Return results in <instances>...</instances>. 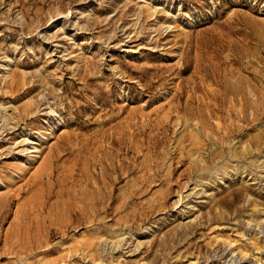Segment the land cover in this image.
Here are the masks:
<instances>
[{"label":"rangeland","instance_id":"374dc122","mask_svg":"<svg viewBox=\"0 0 264 264\" xmlns=\"http://www.w3.org/2000/svg\"><path fill=\"white\" fill-rule=\"evenodd\" d=\"M259 97L264 0H0V264H264Z\"/></svg>","mask_w":264,"mask_h":264},{"label":"bare ground","instance_id":"6f19581e","mask_svg":"<svg viewBox=\"0 0 264 264\" xmlns=\"http://www.w3.org/2000/svg\"><path fill=\"white\" fill-rule=\"evenodd\" d=\"M216 75H217V74H216ZM192 76H193V75H192ZM194 76H195V74H194ZM217 77H218V76H217ZM213 78H214V77H213ZM214 79H215V78H214ZM218 79H219V78H218ZM221 79H222V78H221ZM196 80H197V79H196ZM189 81H190V80H189ZM216 81H217V80H216ZM218 81H219V80H218ZM218 81H217V82H218ZM221 81H222V80H221ZM225 82H226V81H225ZM199 84H200V83H199ZM221 84H222V83H221ZM226 84H227V82H226ZM216 85H217V83H216ZM189 86H190V85H189ZM220 86H221V85H220ZM222 86H223V85H222ZM225 86H226V85H225ZM186 87H187V85H186ZM191 87H192V86H191ZM228 87H229V84H228ZM30 88H31V87H30ZM30 88L27 90L28 92H31V91L33 90V89H30ZM221 88H223V87H221ZM226 88H227V87H226ZM199 89H200V87H199ZM230 89H232V88H230ZM248 89H249V88H248ZM206 90H207V89H206ZM187 91H188V93H191V94H192V95L189 97V99L187 98V99H188V100H187V104H188V106H189L190 104L192 105V103H194V97H193V95H194L195 93H193V92H194V89L191 90V88H190V90L187 89ZM198 91H199V90H198ZM203 91H204V90H203ZM214 91H215V90H214ZM222 91H223V90H222ZM230 91H231V90H230ZM251 91H253V89H252ZM195 92H196V90H195ZM205 92H206V91H205ZM209 92H210V91H209ZM212 92H213V91H212ZM215 92H216V91H215ZM220 92H221V91H220ZM220 92H219V93H220ZM243 92H245V91H243ZM197 93H198V92H197ZM200 93H202V91H201ZM203 93H204V92H203ZM216 93H217V92H216ZM221 93H223V92H221ZM228 93H230V92H228ZM231 93H232V92H231ZM231 93H230V94H231ZM245 93L248 94L247 92H245ZM245 93H244V94H245ZM254 93H256V92H253V94H254ZM209 94H210V93H209ZM212 94H213V93H212ZM225 94H226V93H225ZM242 94H243V93H242ZM246 94H245V95H246ZM249 94H250V93H249ZM251 94H252V93H251ZM204 95H205V94H204ZM207 95H208V94H207ZM207 95H205V97H206ZM218 95H219V94H218ZM223 95H224V94H223ZM223 95H222V96H223ZM245 95H244V96H245ZM210 96H211V95H210ZM215 96H216V95H215ZM215 96H214V98H215ZM224 96H225V95H224ZM224 96H223V97H224ZM226 96H228V95H226ZM246 96H247V95H246ZM252 96H253V95H252ZM255 96H256V94H255ZM179 97H180V96H179ZM196 97H198V96H196ZM199 97H200V96H199ZM201 97H202V96H201ZM205 97H204V99H205ZM208 97H209V95H208ZM220 97H221V96H220ZM220 97H219V98H220ZM229 97L231 98L232 96H229ZM235 97H236V96H235ZM206 98H207V97H206ZM209 98H210V97H209ZM209 98H208V100H209ZM259 98H260V99H263V98H261V97H259ZM197 99H198V98H196V100H197ZM199 99H200V98H199ZM210 99H211V98H210ZM227 99H228V98H227ZM237 99L239 100V98H237ZM257 99H258V98H257ZM44 100H45V97L42 98L41 100L36 101V102L34 103L35 108L37 107V109H38L39 111H41V110H40V107L46 105V106H49V107H47V110L50 109L51 113L54 114L55 112L53 111V109H52V107H51V104H50V103L44 104V103H43ZM177 100H178V98H177ZM196 100H195V101H196ZM232 100H233V99H232ZM234 100H235V99H234ZM234 100H233V101H234ZM263 100H264V99H263ZM202 101H203V100H202ZM205 101H206V100H205ZM210 101H212V104L214 105L213 100H210ZM210 101H208V102L211 103ZM225 101H226V100H225ZM180 102H181V101H180ZM196 102H198V101H196ZM206 102H207V101H206ZM214 102H215V101H214ZM217 102H220V99H217ZM221 102H222V101H221ZM223 102H224V101H223ZM255 102H256V101H255ZM184 103H185V102H184ZM201 103H203V102H201ZM204 103H205V102H204ZM204 103H203V104H204ZM185 104H186V103H185ZM219 104H220V103H219ZM191 105H190V106H191ZM223 105H224V104H223ZM232 105H234V104H232ZM235 105H236V103H235ZM237 105H238V104H237ZM239 105H241V104H239ZM243 105H244V104H243ZM32 106H33V105H29V106H27L25 109H23V115H24V116H21V119L24 118L23 120H25V119L29 118V117H30V114H31V116H32L31 119L37 120V118H36V117L34 116V114H33V113H34V112H33L34 109L32 110ZM46 106H45V109H46ZM52 106H53V105H52ZM54 106H55V104H54ZM183 106H184V105H183ZM201 106H202V105H201ZM206 106H207V108H208V107H211V105H208V103H207V104L205 103V107H206ZM224 106H226V105H224ZM229 106H230V105H229ZM229 106H228V107H229ZM253 106H254V105H253ZM184 107H185V106H184ZM184 107H183V108H184ZM205 107H204V108H205ZM216 107H218V106L216 105ZM220 107H221V106H220ZM242 107H243V106H242ZM251 107H252V106H251ZM193 108H194V107H193ZM193 108H192V109H193ZM196 108H197V107H196ZM200 108H201V107H200ZM213 108H215V107L213 106ZM224 108H225V107H223V109H224ZM245 108H246V106H245ZM176 109H177V108H176ZM202 109H203V108H202ZM220 109H221V108H217V109L215 108L214 110H215V112H216V111H219ZM223 109H221V110H223ZM227 109H228V108H227ZM232 109H233V108H232ZM246 109L248 110V108H246ZM249 109H250V108H249ZM256 109H257V111H258V108H256ZM43 110H44V109H43ZM43 110H42V111H43ZM173 110H174V109H173ZM188 110H189V109H188ZM197 110H198V109H197ZM199 110H200V109H199ZM199 110H198V111H199ZM235 110H236V109H235ZM244 110H245V109H244ZM252 110H253V109H252ZM254 110H255V109H254ZM260 110H261V109H260ZM176 111H177V110H176ZM201 111H202V110H201ZM228 111H229V110H228ZM230 111H231V109H230ZM233 111H234V110H233ZM241 111H242V110H241ZM262 111H263V109H262ZM35 112H37V111H35ZM177 112H180V111H177ZM206 112H207V111H206ZM215 112H214V113H215ZM226 112H227V111H226ZM245 112H247V111L245 110ZM255 112H256V111H255ZM258 112H259V111H258ZM180 113H181V112H180ZM193 113H194V112H193ZM195 113H196V111H195ZM201 113H202V112H201ZM221 113H222V112H221ZM221 113H220V114H221ZM229 113H230V117H232V116L234 117V114H233L232 112H229ZM234 113H235V112H234ZM259 113H260V112H259ZM262 113H263V112H262ZM207 114H208V112H207ZM211 114H212V113H211ZM217 114L220 115L219 113H216V115H217ZM224 114H225V113H224ZM236 114H237V111H236ZM238 114H240V112H239ZM243 114H244V113H243ZM245 114H248V113H245ZM250 114H251V113H250ZM256 114H257V113H256ZM256 114H255V115H256ZM263 114H264V113H263ZM45 115H46V114H45ZM198 115H200V113H199ZM201 115H202V114H201ZM48 116H49V115H48ZM220 116L222 117V115H220ZM235 116H236V115H235ZM244 116H245V115H244ZM256 116H257V115H256ZM261 116H262V115H261ZM185 117H186V116H185ZM195 117H196V116H195ZM202 117H203V116H202ZM209 117H210V116H209ZM240 117H241V114H240ZM247 117L250 118V116H247ZM168 118H169V117H168ZM168 118H167V119H168ZM186 118H187V117H186ZM189 118H190V117H189ZM193 118H194V117H193ZM213 118H214V117H213ZM222 118H223V117H222ZM222 118H221V119H222ZM225 118H226V117H225ZM235 118H236V117H235ZM249 118H248V120H249ZM254 118L256 119L255 116H254ZM202 119H203V118H202ZM207 119H208V118H207ZM209 119H210V118H209ZM209 119H208V120H209ZM245 119H246V118L244 117V120H245ZM17 120H18V119H17ZM34 120H33V121H34ZM244 120H243V121H244ZM248 120H247V121H248ZM249 121H250V120H249ZM249 121H248V122H249ZM189 122H191V121H189ZM193 122H194V121H193ZM210 122H211V121H210ZM19 124H20V121L16 122V124L13 125L11 128H7L8 125H6V123H4V124L2 125V127L0 128V131L2 130V132H3L2 136H4L5 133H6V136H5V137H8V136H10V135H14V134H15V130H16V128L19 126ZM203 124H204V122H203ZM227 125H228V124H227ZM202 126L204 127L205 124L202 125ZM207 126H208V125H207ZM231 126H232V125H231ZM49 127L52 129V128H53V124H50ZM228 127H229V126H228ZM234 127H237V126L234 125ZM238 127H239V126H238ZM167 128H168V127H167ZM205 128H206V127H205ZM210 128H211V127H210ZM215 128H216V127H215ZM218 128H220V127H218ZM221 128H222V127H221ZM228 129H229V128H228ZM231 129H232V128H231ZM231 129H230V130H231ZM204 130H205V129H204ZM219 130H220V129H219ZM223 130H224V129H223ZM237 130H239V129L237 128ZM237 130H236V131H237ZM11 131H13V132L10 133ZM209 131H210V130H208V132H209ZM211 131H212V130H211ZM233 131H234V130H233ZM212 132H213V131H212ZM226 132H227V129H226ZM226 132H225V134H226ZM38 133H39V132H38ZM203 133H204V132H203ZM205 133H206V132H205ZM210 133H211V132H210ZM223 133H224V132H223ZM223 133H222V134H223ZM216 134H217V132H216ZM225 134H224L223 136H225ZM27 135H28V134H27ZM206 135H207V134H206ZM211 135H213V134L211 133ZM226 135H227V134H226ZM214 136H215V135H214ZM230 136H231V134H230ZM76 137H77V136H76ZM218 137H219V135H218ZM23 138H24V137H23ZM25 139H26V138H25ZM25 139H24L22 142H24V143L27 142V140H25ZM220 139H221V138H220ZM220 139H219V140H220ZM221 140H223V139H221ZM227 140H229V139H227ZM227 140H226V141H227ZM20 141H21V140H20ZM40 141H41V140H38L37 143H36V145H39V144H40ZM206 141H207V140H206ZM233 141H234V140H233ZM69 142H70V141H69ZM221 142H222V141H221ZM224 142H225V141H224ZM225 143H226V142H225ZM230 143H231V142H230ZM21 144H22V143H21ZM66 144H69V143H66ZM33 145H34V144H33ZM222 146H223V145H222ZM63 147H64V146H63ZM63 147H62V148H63ZM65 147H67V146H65ZM65 147H64V148H65ZM70 147H71V146H70ZM62 148H61V149H62ZM71 148H72V147H71ZM223 148H224V146H223ZM68 149H69V148H68ZM59 150H60V149H59ZM62 151H63V150H62ZM68 151H69V150H68ZM223 151H224V150H223ZM51 152H52V151H51ZM63 152H65V151H63ZM53 153H54V152H53ZM53 153H52V154H53ZM56 153H57V152H56ZM56 153H55V154H56ZM87 153H88V152H87ZM87 153H86V154H87ZM52 154H51V155H52ZM55 154H54V155H55ZM58 154H59V153H58ZM58 154H56V155H58ZM64 154H65V153H64ZM72 154L75 155L74 152H73ZM72 154H71V155H72ZM56 155H55V156H56ZM73 155H72V157H73ZM60 156H61V151H60ZM65 156H66V155H65ZM51 157H52V156H51ZM68 157H69V156H68ZM217 157H218V156H217ZM52 158H54V157H52ZM58 158H59V156H58ZM70 158H71V157H70ZM47 160H48V159H47ZM54 160H55V159H54ZM76 160H77V159H76ZM52 161H53V160H52ZM97 161H98V160H97ZM48 163H49V161H48ZM50 163L52 164V162H50ZM59 163H60V162H59ZM100 163H101V162H100ZM45 164H47V163H45ZM51 164H50L49 166H51ZM75 164H76V163H75ZM80 164H81V163H80ZM54 165H55V164H54ZM45 166H46V165H45ZM47 166H48V165H47ZM58 166H59V165H58ZM55 167H57V166H55ZM104 167H105V166H104ZM42 168H43V167H42ZM105 168H106V167H105ZM110 169H111V168H110ZM40 170H43V169H40ZM115 170H116V169H115ZM117 170H118V169H117ZM119 170H120V169H119ZM55 171H56L55 169H54V170L52 169V171L47 175V179H50V180H51V179L53 178V174L55 173ZM77 171L79 172V170H77ZM102 171H103V170H102ZM43 172H44V171H43ZM68 172H69V171H68ZM75 172H76V171H75ZM81 172H82V171H81ZM104 172H105V171H104ZM106 172H107V171H106ZM115 172H116V171H115ZM120 172H121V171H120ZM71 173H72V172H70V174H71ZM73 173H74V171H73ZM107 173H108V172H107ZM39 174H40V173H39ZM78 174H79V173H77V176H78ZM90 174H92V173H90ZM90 174H89V175H90ZM110 174H111V173H110ZM60 175H61V174H60ZM62 175H63V173H62ZM89 175H88V176H89ZM98 175H99V174H98ZM118 175H119V173H118ZM38 176H39V175H38ZM41 176H42V175H41ZM41 176H40V177H41ZM55 176L57 177V175H55ZM68 176H69V175H68ZM71 176H72V175H71ZM88 176H87V177H88ZM120 176H121V175H120ZM82 177H83V175H82ZM107 177H108V176H107ZM38 178H39V177H38ZM96 178H97V177H96ZM96 178H95V179H96ZM109 178H110V177H109ZM39 179H41V178H39ZM39 179H38V180H39ZM69 179H70V178H69ZM80 179H81V178H80ZM84 179H85V178H84ZM90 179H91V178H90ZM90 179L87 178L88 181H89ZM95 179H94V180H95ZM103 179H104V178H103ZM56 180H57V179H56ZM56 180H55V181H56ZM62 180H63V179H62ZM66 180H67V179H66ZM72 180H73V178H72ZM96 180H98V179H96ZM99 180H100V178H99ZM105 180H106V178H105ZM107 180H108V179H107ZM112 180H113V178H112ZM112 180H111V181H112ZM114 180H115V179H114ZM116 180L119 181V183H120V180H121V179H116ZM52 181H53V180H52ZM117 181H115V182H117ZM47 182H48V181H47ZM57 182H58V180H57ZM60 182H61V184H62L63 182H66V181H63V182L60 181ZM69 182H70V181H69ZM69 182H68V183H69ZM101 182L103 183V181H101ZM39 183H40V181L38 182V185H39ZM42 183H43V182H42ZM45 183H46V182H45ZM52 183H53V182H52ZM70 183H72V182H70ZM73 183H74V182H73ZM89 183H90V182H89ZM98 183H99V182H98ZM40 184H41V183H40ZM58 184H59V183H58ZM63 184H64V183H63ZM66 184H67V183H65L64 185H66ZM34 185H35V183H34ZM44 185H46V184H44ZM59 185H60V184H59ZM95 185H96V182H95ZM99 185H101V184H99ZM40 186H41V185H40ZM48 186H49V185H48ZM50 186H51V185H50ZM73 186H74V185H73ZM38 187H39V186H38ZM38 187H37V188H38ZM45 187H46V186H45ZM52 187H53V186H52ZM52 187H51V188H52ZM58 187H59V186H58ZM96 187H97V185H96ZM114 187H115V186H114ZM114 187H113V188H114ZM37 188H35V189H37ZM53 188H54V187H53ZM53 188H52V189H53ZM61 188H62V187H61ZM61 188L58 189V190H61ZM63 188H64V187H63ZM63 188H62V190H63ZM65 188H66V187H65ZM69 188H70V187H69ZM103 188H104V187H103ZM103 188H100V189H103ZM33 189H34V188H33ZM35 189H34V190H35ZM42 189H43V188H42ZM42 189H41V190H42ZM98 189H99V188H97V190H98ZM44 190L46 191V189H43V191H44ZM53 190H54V189H53ZM65 190H66V189H65ZM69 190L72 191V189H69ZM69 190H68V191H69ZM106 190H107V189H106ZM112 190H115V189H112ZM112 190H111V191H112ZM43 191H41V192H43ZM50 191H51V190H50ZM109 191H110V190H109ZM111 191H110V192H111ZM34 192H37V193H38V191H34ZM41 192H40V193H41ZM53 192H54V191H53ZM57 192L59 193V191H57ZM65 192H66V191H65ZM115 192H116V191H115ZM37 193H35V194H37ZM40 193H39V195L42 194V193H41V194H40ZM51 193H52V192H51ZM55 193H56V191H55ZM60 193H61V192H60ZM60 193H59V194H60ZM70 193H71V192H70ZM103 193H105V192H103ZM107 193H108V192H107ZM64 194H65V193H64ZM72 194H73V193H72ZM111 194H112V193H111ZM111 194H110V195H111ZM53 195H54V194H53ZM60 195H62V194H60ZM69 195H70V194H69ZM42 196H44V195H42ZM56 196H59V195H56ZM70 196H71V195H70ZM111 196H112V195H111ZM59 197H60V196H59ZM63 197H64V196H63ZM66 197H67V196H66ZM32 198H33V197H32ZM53 198H54V197H53ZM61 198H62V197H61ZM108 198H109V197H108ZM10 199H11V198H10ZM38 199H40V198L38 197ZM50 199H51V198H50ZM113 199H114V198H113ZM41 200H42V199H41ZM44 200H45V199H44ZM59 200H60V199H59ZM10 201H11V200H10ZM90 201H91V200H90ZM90 201H89V202H90ZM111 201H113V200H111ZM35 202H37V201H35ZM39 202H41V201H39ZM46 202H47V201H46ZM48 202H49V201H48ZM99 202H101V201H99ZM49 203H50V202H49ZM97 203H98V202H97ZM101 203H102V202H101ZM108 204H109V203H108ZM97 205H98V204H97ZM99 205H100V204H99ZM103 205H104V204H103ZM6 206H7V205H6ZM10 206H11V205H10ZM38 206H40V205L38 204ZM85 206H86V205H85ZM88 206H89V205H88ZM8 207H9V206H8ZM8 207H7V208H8ZM89 208H90V207H89ZM94 208H95V207H94ZM73 209H75V208H73ZM92 209H93V208H92ZM1 210H2V209H1ZM71 210H72V209H71ZM84 210H85V209L80 210V211H83L84 214L89 215L88 213H85ZM94 210H95V209H94ZM69 211H70V210H69ZM72 211H73V210H72ZM86 211H87V209H86ZM91 211H93V210H91ZM78 212H79V211H78ZM83 212H81V213L83 214ZM89 212H90V211H89ZM95 212H96V210H95ZM3 213H4V212H3ZM5 213H6V212H5ZM18 213H19V212H18ZM20 213H22V212H20ZM69 213H70V212H69ZM69 213H68V214H69ZM79 213H80V212H79ZM104 213H105V212H104ZM75 214H76V213H75ZM95 214H96V213H94V215H95ZM99 214H100V213H99ZM118 214H119V213H118ZM70 215H72V214H69V216H70ZM73 215H74V214H73ZM90 215H91V214H90ZM92 215H93V212H92ZM97 215H98V213H97ZM23 216H24V215H23ZM85 216H86V215H85ZM0 217H1V216H0ZM71 217H72V216H71ZM87 217H88V216H87ZM89 217H90V216H89ZM91 217H93V216H91ZM73 218L76 219L75 216H74ZM84 218H85V217H84ZM77 219H78V217H77ZM79 219H83V216H82V218H79ZM87 219H88V218H87ZM70 220H71V219H70ZM83 220H84V219H83ZM85 220H86V219H85ZM71 221H72V220H71ZM71 221H70V222H71ZM1 222H2V221H1ZM75 222H76V221H75ZM72 223H73V222H72ZM74 224H75V223H74ZM78 224H79V223H78ZM71 225H72V224H71ZM14 249H15V248H14ZM232 263H233V262H232Z\"/></svg>","mask_w":264,"mask_h":264}]
</instances>
